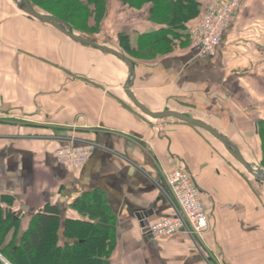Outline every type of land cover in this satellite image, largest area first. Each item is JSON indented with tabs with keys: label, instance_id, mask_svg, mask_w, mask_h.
Masks as SVG:
<instances>
[{
	"label": "crops",
	"instance_id": "obj_1",
	"mask_svg": "<svg viewBox=\"0 0 264 264\" xmlns=\"http://www.w3.org/2000/svg\"><path fill=\"white\" fill-rule=\"evenodd\" d=\"M1 3L0 205L14 199L18 244L47 205L59 208L62 222L87 220L72 206L97 190L116 219L110 264H264L263 183L227 146L201 128L144 114L125 92L126 62L27 16L16 0ZM109 5L102 37L90 40L127 58L117 49L120 33L137 48L159 27L150 21L149 4L140 10L120 0ZM199 20L177 32L172 52L135 61L131 90L151 112L205 122L260 168L264 0H243L210 58H198L191 43ZM67 137L97 144L77 172L56 156ZM174 169L193 177L208 211L209 228L197 243L182 232L156 240L139 219L152 212L154 224L172 215L166 176ZM59 236L60 245L74 242L63 226Z\"/></svg>",
	"mask_w": 264,
	"mask_h": 264
},
{
	"label": "trees",
	"instance_id": "obj_2",
	"mask_svg": "<svg viewBox=\"0 0 264 264\" xmlns=\"http://www.w3.org/2000/svg\"><path fill=\"white\" fill-rule=\"evenodd\" d=\"M27 1L36 12L63 21L72 33L88 39L102 30L109 17L110 0ZM120 1L129 10H140L149 4L150 21L159 27L158 31L142 36L137 48L132 46L128 35L119 34L117 49L134 66L137 60L151 61L172 52L175 39L179 37L177 32L186 30L187 24L200 19L208 5L201 0ZM257 133L261 141L258 165L264 169V121L258 123ZM13 204V198H2L0 264H110L116 244V219L100 191L83 195L72 206L87 220L62 222L59 208L45 206L33 218L19 244L21 219L13 211ZM62 226L66 237L74 239L73 244L60 245Z\"/></svg>",
	"mask_w": 264,
	"mask_h": 264
},
{
	"label": "built area",
	"instance_id": "obj_3",
	"mask_svg": "<svg viewBox=\"0 0 264 264\" xmlns=\"http://www.w3.org/2000/svg\"><path fill=\"white\" fill-rule=\"evenodd\" d=\"M243 0H210L199 24L191 33V43L198 58L213 57L222 42ZM67 145L56 151L58 160L69 170L77 172L88 161L97 144L77 137L65 138ZM167 193L173 213L150 225V234L162 240L184 233L197 243L209 228V215L200 189L193 177L182 169L166 176Z\"/></svg>",
	"mask_w": 264,
	"mask_h": 264
},
{
	"label": "water",
	"instance_id": "obj_4",
	"mask_svg": "<svg viewBox=\"0 0 264 264\" xmlns=\"http://www.w3.org/2000/svg\"><path fill=\"white\" fill-rule=\"evenodd\" d=\"M19 2L20 5V9L27 14L29 17L31 18H35L40 20L41 22H44L50 26H52L53 28H55L56 30H58L59 32H61L63 35H65L66 37L87 45V46H91L94 48H97L98 50L102 51V52H106V53H110L113 54L115 56H117L119 59L123 60L124 62L127 63V65L129 66L130 69V75L129 78L125 84V92L127 93V95L129 96V98L132 100V102L146 115L157 119V120H163L166 118H173V119H177L181 122L187 123L189 125H192L194 127L197 128H201L205 131H207L208 133H210L212 136H214L215 138H217L218 140H220L225 146L228 147L230 154L241 164L243 165L246 170L248 171L249 174L253 175L259 182L264 184V169L262 168H258V167H252L245 159L244 157L241 155V153L238 151V149L235 147V145L233 144V142L229 139H227L226 137H224L223 135H221L218 131H216L214 128H212L211 126H209L208 124H206L205 122L196 120L194 118L188 117L186 115H183L181 113L178 112H172V111H166V112H160V113H154L151 112L150 110H148L142 103H140L138 101V99L135 97V95L133 94L131 88L133 86V82L135 79V68L133 63L128 60L127 58H125L119 51L113 49V48H109L103 45H100L88 38L76 35L74 33H72L65 25V23L57 18H53V17H49L43 14H40L38 12H36L32 6L28 3L27 0H16ZM152 212H148V213H143L139 216V219L142 221V227H143V231L144 233H148L150 232V216H151Z\"/></svg>",
	"mask_w": 264,
	"mask_h": 264
},
{
	"label": "rangeland",
	"instance_id": "obj_5",
	"mask_svg": "<svg viewBox=\"0 0 264 264\" xmlns=\"http://www.w3.org/2000/svg\"><path fill=\"white\" fill-rule=\"evenodd\" d=\"M2 2V0H0V4H2L1 3ZM204 14V13H203ZM202 17V16H201ZM201 19V18H200ZM199 22H200V20H199ZM92 25H94V21H92ZM103 28H102V30H100V32H98V34L96 33V34H94L93 36H91L92 38H95V37H102V32H104V26H102ZM107 31V30H106ZM105 34H108L107 32L105 33ZM156 58V57H155ZM65 139V138H64ZM250 178H252L251 176H249ZM262 187V190H264V185H262L261 186Z\"/></svg>",
	"mask_w": 264,
	"mask_h": 264
}]
</instances>
